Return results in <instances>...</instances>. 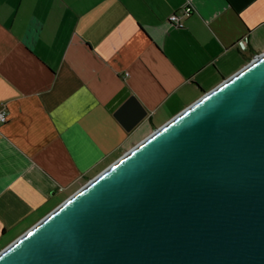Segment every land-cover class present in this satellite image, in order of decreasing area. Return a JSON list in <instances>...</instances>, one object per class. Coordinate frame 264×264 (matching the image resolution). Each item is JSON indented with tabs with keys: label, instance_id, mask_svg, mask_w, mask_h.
Returning a JSON list of instances; mask_svg holds the SVG:
<instances>
[{
	"label": "crops",
	"instance_id": "1",
	"mask_svg": "<svg viewBox=\"0 0 264 264\" xmlns=\"http://www.w3.org/2000/svg\"><path fill=\"white\" fill-rule=\"evenodd\" d=\"M184 3L0 0V251L264 53V0H194L176 29ZM131 96L148 114L128 132Z\"/></svg>",
	"mask_w": 264,
	"mask_h": 264
},
{
	"label": "water",
	"instance_id": "2",
	"mask_svg": "<svg viewBox=\"0 0 264 264\" xmlns=\"http://www.w3.org/2000/svg\"><path fill=\"white\" fill-rule=\"evenodd\" d=\"M135 96L115 116L130 132ZM0 264H264V53L0 251Z\"/></svg>",
	"mask_w": 264,
	"mask_h": 264
},
{
	"label": "built area",
	"instance_id": "3",
	"mask_svg": "<svg viewBox=\"0 0 264 264\" xmlns=\"http://www.w3.org/2000/svg\"><path fill=\"white\" fill-rule=\"evenodd\" d=\"M194 0H185L184 5L169 16V21L176 29L185 28V19L194 12ZM248 38H244L242 44H247ZM8 121L6 110L0 108V124Z\"/></svg>",
	"mask_w": 264,
	"mask_h": 264
}]
</instances>
